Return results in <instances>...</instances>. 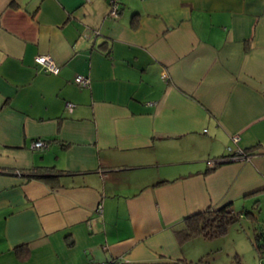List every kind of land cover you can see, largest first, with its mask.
<instances>
[{
	"label": "crops",
	"instance_id": "0c3cea01",
	"mask_svg": "<svg viewBox=\"0 0 264 264\" xmlns=\"http://www.w3.org/2000/svg\"><path fill=\"white\" fill-rule=\"evenodd\" d=\"M108 9L0 0V264H191L185 216L264 196V0Z\"/></svg>",
	"mask_w": 264,
	"mask_h": 264
},
{
	"label": "rangeland",
	"instance_id": "374dc122",
	"mask_svg": "<svg viewBox=\"0 0 264 264\" xmlns=\"http://www.w3.org/2000/svg\"><path fill=\"white\" fill-rule=\"evenodd\" d=\"M260 199L259 208L252 210L254 217L242 215L215 238L197 237L184 245L179 243L193 254H203L197 256L191 264H261L254 238L256 233L264 230V196ZM246 206H250V203ZM232 208L237 209L234 205ZM176 222L181 221L177 219Z\"/></svg>",
	"mask_w": 264,
	"mask_h": 264
},
{
	"label": "trees",
	"instance_id": "16d2710c",
	"mask_svg": "<svg viewBox=\"0 0 264 264\" xmlns=\"http://www.w3.org/2000/svg\"><path fill=\"white\" fill-rule=\"evenodd\" d=\"M136 20V16H133V22ZM45 143V142H44ZM66 146V145H63ZM249 149H243L244 153L250 155L247 151ZM214 169V167L208 168L207 172ZM41 171H49V168L40 169ZM38 172V171H37ZM50 172V171H49ZM39 173V172H38ZM157 183L156 185H158ZM260 200L255 199L252 202V207L259 208ZM230 203H226L220 207H207L203 210L194 212L183 218L182 228L175 230V236L180 243H184L193 238L203 237L206 239L215 238L218 235L225 232L226 227L237 221L242 215L251 217L254 214L251 209H244L241 212L235 213L230 208ZM254 217V216H253ZM255 243L259 253L260 263L264 264V230L254 235ZM183 262V261H182ZM180 264V262H177Z\"/></svg>",
	"mask_w": 264,
	"mask_h": 264
},
{
	"label": "built area",
	"instance_id": "2783aa9c",
	"mask_svg": "<svg viewBox=\"0 0 264 264\" xmlns=\"http://www.w3.org/2000/svg\"><path fill=\"white\" fill-rule=\"evenodd\" d=\"M108 5H109V9H108L107 17L113 20L118 19L119 0H108ZM33 60L45 72H48L51 74H57L59 71V67L53 62V60L48 55H36ZM74 82L80 87H86L89 84V79L81 75H77L74 78ZM66 107L69 110H71L73 105L70 103H67ZM232 141L236 149L233 150L232 147H228L227 148L228 155L226 157H223L218 160L212 159V160L206 161V165L209 168L217 165L219 162H222V161H229V160H235V159L236 160H249L250 159L251 157L250 155L244 153V151L241 148L237 147L238 137L233 136ZM31 146L32 148L41 149L45 146V143L41 140H36L35 142H33ZM87 264H124V263H121L120 261H117V260H109V261L106 260V261H92Z\"/></svg>",
	"mask_w": 264,
	"mask_h": 264
},
{
	"label": "water",
	"instance_id": "95a60500",
	"mask_svg": "<svg viewBox=\"0 0 264 264\" xmlns=\"http://www.w3.org/2000/svg\"><path fill=\"white\" fill-rule=\"evenodd\" d=\"M236 161H239V160H229V161H222V162H219L218 164H226V163H231V162H236Z\"/></svg>",
	"mask_w": 264,
	"mask_h": 264
}]
</instances>
